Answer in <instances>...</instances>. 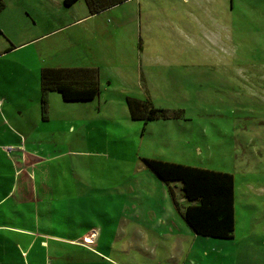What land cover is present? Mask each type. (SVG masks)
I'll use <instances>...</instances> for the list:
<instances>
[{"label":"rangeland","instance_id":"1","mask_svg":"<svg viewBox=\"0 0 264 264\" xmlns=\"http://www.w3.org/2000/svg\"><path fill=\"white\" fill-rule=\"evenodd\" d=\"M4 1L7 10L21 7L25 16L35 10L52 13L51 0ZM78 3L86 4L84 0ZM112 8L97 17L117 25L98 42L103 70L134 71L133 82L131 71L125 78L127 92L159 108L184 110V118L147 125L135 121L141 127L134 141L124 126L118 127L116 142L106 137L108 125L101 133L92 130L99 143L86 141L88 148L110 149L112 154L108 159L98 157L97 169L105 176L112 170L113 181H127L140 149L147 147L150 158L231 173L236 224L230 239L200 235L195 239L176 232L149 235L133 222H126L128 229H124L127 225L122 226L124 218L119 212V229L103 231L102 242L109 238L118 255L133 257L129 264H264V0H126ZM87 19L82 26L89 24ZM26 26L34 29L31 24ZM25 48L4 57L0 70H33L28 59L34 49ZM1 80L3 76L0 85L6 84ZM34 81L29 76L16 92ZM165 124L167 135L161 134ZM87 133L92 135L91 129ZM84 162L89 166L92 158ZM57 165L65 167L66 163ZM171 185L183 210L189 202L182 195L181 183ZM150 209L148 203L143 207L146 213ZM175 211L185 221L177 207ZM152 213L172 219L169 209ZM106 222V217L97 215L89 223L103 229ZM147 222L155 223L151 218ZM165 230H170L168 223Z\"/></svg>","mask_w":264,"mask_h":264},{"label":"crops","instance_id":"2","mask_svg":"<svg viewBox=\"0 0 264 264\" xmlns=\"http://www.w3.org/2000/svg\"><path fill=\"white\" fill-rule=\"evenodd\" d=\"M51 1L50 14L35 10L25 16L23 8L7 10V6L0 12V64L4 57L16 55L25 47L34 49L28 59L33 70H0L1 81L6 82L0 85V264H129L133 257L118 255L109 238L102 242L103 231L119 229V212L123 227L133 222L149 235L176 232L199 239L201 235L195 236L177 215L172 185L145 165L143 158L152 157L147 147L140 149L132 175L121 182L113 181L112 170L108 169L105 176L97 169L98 157L112 158L110 149L94 151L86 143H99L92 130L104 132L105 125L109 126L106 137L111 142L118 138V127H126L133 141L141 127L134 123L141 120L131 118L127 104L129 96L140 98L126 91L125 78L131 71L133 82L135 72L103 70L98 42L104 32H112L117 25L97 17L110 13L116 5L93 14L86 0L84 6L78 3L81 0L71 5L64 0ZM84 19L90 20L86 27L82 26ZM26 24L34 29H26ZM44 67L98 68L100 92L91 100L66 101L60 92L50 91L43 114L40 87ZM29 76L35 78L34 84L16 92ZM139 81L144 88L143 79ZM166 127L168 124L161 134L167 135ZM86 157L92 158L89 166L84 162ZM59 162L71 170L58 167ZM146 203L154 211L169 209L172 219H163L161 214L156 217L152 209L146 213ZM110 205H114L111 210ZM97 215L107 218L105 228L89 223ZM150 218L155 223H148ZM167 223L169 231L165 230ZM121 253L128 254L124 250Z\"/></svg>","mask_w":264,"mask_h":264},{"label":"trees","instance_id":"3","mask_svg":"<svg viewBox=\"0 0 264 264\" xmlns=\"http://www.w3.org/2000/svg\"><path fill=\"white\" fill-rule=\"evenodd\" d=\"M71 5L77 0H64ZM126 0H86L90 12L95 14ZM6 7L0 0V12ZM99 69L91 67H44L41 71L42 110L48 109L47 95L58 91L66 101H86L100 92ZM131 118L144 123L158 119L184 118V110L156 107L149 99L127 97ZM165 183H181L183 197L189 202L182 210L175 190L170 193L177 208L190 228L198 235L230 239L235 231V178L233 174L213 169L143 158Z\"/></svg>","mask_w":264,"mask_h":264},{"label":"built area","instance_id":"4","mask_svg":"<svg viewBox=\"0 0 264 264\" xmlns=\"http://www.w3.org/2000/svg\"><path fill=\"white\" fill-rule=\"evenodd\" d=\"M86 239H88V238H86Z\"/></svg>","mask_w":264,"mask_h":264}]
</instances>
